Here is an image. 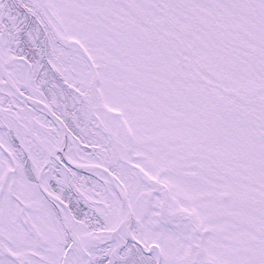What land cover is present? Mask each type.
Masks as SVG:
<instances>
[{"label":"snow or ice","instance_id":"6c2138e0","mask_svg":"<svg viewBox=\"0 0 264 264\" xmlns=\"http://www.w3.org/2000/svg\"><path fill=\"white\" fill-rule=\"evenodd\" d=\"M0 264H264V0H0Z\"/></svg>","mask_w":264,"mask_h":264}]
</instances>
